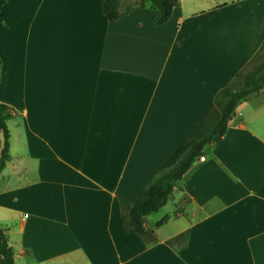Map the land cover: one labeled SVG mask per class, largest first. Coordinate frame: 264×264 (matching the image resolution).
Masks as SVG:
<instances>
[{
    "label": "crops",
    "instance_id": "obj_1",
    "mask_svg": "<svg viewBox=\"0 0 264 264\" xmlns=\"http://www.w3.org/2000/svg\"><path fill=\"white\" fill-rule=\"evenodd\" d=\"M138 1L120 0L131 9L113 20L100 0H36L25 16L6 0L0 10V84L3 58L18 60L16 92L0 87L10 107L0 228L14 262L264 264L262 89L145 215L147 234L122 220L259 49L264 0H177L160 24ZM35 16L28 58L20 25Z\"/></svg>",
    "mask_w": 264,
    "mask_h": 264
},
{
    "label": "trees",
    "instance_id": "obj_2",
    "mask_svg": "<svg viewBox=\"0 0 264 264\" xmlns=\"http://www.w3.org/2000/svg\"><path fill=\"white\" fill-rule=\"evenodd\" d=\"M6 0H0V10ZM146 2L158 9L159 16L155 23L160 24L168 19L177 0H139V5ZM120 0H100V7L106 19H116L128 11L131 6L119 8ZM264 48V40L254 56ZM247 63V64H248ZM246 64V65H247ZM246 65L225 86L220 88L213 102L199 124L182 140L176 150L158 169L148 177L134 202L122 214V220L129 231L140 235L147 234L144 227L145 215L163 205L170 196L174 185L180 180L193 162L204 153V146L215 137L222 136L227 130L228 120L240 101L251 93L259 92L264 87V62L243 72ZM10 115L8 104L0 101V171L10 158L9 129L7 119ZM164 218L159 220L160 223ZM179 234L172 239L179 238ZM0 264H15L14 249L8 243L4 229L0 228Z\"/></svg>",
    "mask_w": 264,
    "mask_h": 264
},
{
    "label": "rangeland",
    "instance_id": "obj_3",
    "mask_svg": "<svg viewBox=\"0 0 264 264\" xmlns=\"http://www.w3.org/2000/svg\"><path fill=\"white\" fill-rule=\"evenodd\" d=\"M25 4L33 5L32 9L35 10V15H36V0H34V3H33L32 0H28V1L12 0V6L11 7H14L16 9H20V12H22L21 16H25L26 12H27V11H25V8H24ZM23 19L25 20V22L20 25L21 38L22 39L19 42H20L21 45L24 44V43L25 44L29 43L30 48L28 50L27 57L31 58V56H32L31 55L32 44L35 43V46H36V16L35 17H29V18H23ZM27 21H30L31 24L33 23L32 27L27 26L28 25ZM10 33H11V30L8 31L9 37H11ZM1 49L2 48H1V43H0V51H2ZM6 50H7V48L3 49V52H2L3 53V57H4L5 53H6ZM3 60H4V64L5 65L7 64V72H6L5 75H3L4 71L2 72L3 79L1 80L2 83L0 84V87L4 88V90L2 91L3 95H5V94L9 95L10 91L16 92V89L18 88L19 80H18V76H17V72H16V68H17V65H18V60L16 59L15 62H13V63L9 62V59H7V58H3ZM263 62H264V48L261 49L256 54V56L250 61V63H248L246 65V67L244 68L243 72H245V71H247L249 69H252L253 67L257 66L259 63H263ZM28 67H29V70H30L31 69V65L28 66ZM29 70L27 71V74H29V72H30ZM6 88H8V90H9L8 92H5V91H7ZM262 90L264 92V87L262 88ZM1 95H2V93H1Z\"/></svg>",
    "mask_w": 264,
    "mask_h": 264
},
{
    "label": "built area",
    "instance_id": "obj_4",
    "mask_svg": "<svg viewBox=\"0 0 264 264\" xmlns=\"http://www.w3.org/2000/svg\"><path fill=\"white\" fill-rule=\"evenodd\" d=\"M203 158H204V156L201 155V156H200V159H203Z\"/></svg>",
    "mask_w": 264,
    "mask_h": 264
}]
</instances>
